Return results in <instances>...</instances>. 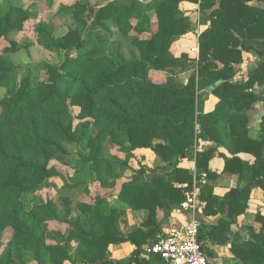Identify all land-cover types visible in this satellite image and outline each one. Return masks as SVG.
I'll return each mask as SVG.
<instances>
[{"label": "trees", "instance_id": "1", "mask_svg": "<svg viewBox=\"0 0 264 264\" xmlns=\"http://www.w3.org/2000/svg\"><path fill=\"white\" fill-rule=\"evenodd\" d=\"M253 1L221 0L216 9L218 0H132L128 6L110 4L99 10L88 3L71 8L79 21L83 12L97 20H112L123 35L133 28L134 19L155 11L158 34L148 43L138 39L133 42L137 47H146L144 57L155 53L159 67L186 69V61L171 53L172 45L191 30L189 19L179 7L182 2L200 4L204 13L200 25L210 27L200 36L197 72L178 88L154 83L145 69V60L137 57L132 61L122 58L119 65L100 60L99 53L86 46L83 28H70L58 37L53 24L38 27V40L43 47L73 57L60 66L44 64L45 78L37 85L29 76L18 85V68L8 60H0V89L8 93L0 98V248L4 231L11 228L10 247L16 248L19 260L29 253L36 264H66L71 259L70 246L51 244L44 227L57 221L73 229L69 243L75 238L81 241L80 261L76 264H125L111 257L109 247L127 242L136 246L129 262L140 264L145 246L156 243L162 232L157 221L159 211L169 213L181 207L185 192L192 189L193 174L175 167L178 158L194 152L201 141H213L226 149L231 157L220 154L225 159L224 171L237 174L248 183L244 190H232L219 202L214 187L204 182L218 178L209 170L216 149L197 152V167L206 173L196 179L201 188L200 200L206 203L205 214H216L217 204L226 218L244 213L252 191H264V117L262 135L254 139L249 133V110L258 102L264 105V93L255 88L264 87V49L248 44L261 40L264 48V8L250 5ZM29 17L28 10L11 6L0 16V39L22 30ZM244 52L254 54L258 61L243 83H235L234 66L243 63ZM220 80L222 83L211 92L219 102L212 112L205 113L206 98L201 94ZM72 107L80 109L77 126ZM73 143L89 148V156L82 158L78 167L92 166L98 177L105 166L108 168L111 179L98 178L103 189L125 180L119 201L132 211L145 212L141 228L125 235L117 233L119 210L99 193L91 202L64 197L28 205L47 181L63 177L51 163L57 157L68 156L66 144ZM109 145L125 156L107 157ZM145 148L154 150L166 167L175 168L172 180L161 168H151L142 161L138 168L132 165L135 152ZM243 153L254 157L253 164L239 157ZM127 173L131 174L130 179L125 178ZM64 189L91 195L89 185L80 182L65 184ZM256 220L261 224L259 232L242 228L251 234L250 240H244L240 233L227 239L243 264H264V216L258 214ZM231 222L223 219L217 226H201L199 239L209 257L207 240L214 242L229 230ZM12 253L11 248L0 258V264H14Z\"/></svg>", "mask_w": 264, "mask_h": 264}, {"label": "rangeland", "instance_id": "2", "mask_svg": "<svg viewBox=\"0 0 264 264\" xmlns=\"http://www.w3.org/2000/svg\"><path fill=\"white\" fill-rule=\"evenodd\" d=\"M131 2L132 0H0V16L5 15L11 6L28 10L30 14L22 30L12 31L0 39V60H8L14 67L18 68L15 75L18 85L28 76L33 84H39L45 78L44 64L60 66L68 58L73 57L64 51L46 49L39 43L38 27L42 24H53L56 27V36L58 37L64 36L70 28H83L85 30L84 42L86 46L93 52L99 53V59L108 64L119 65L122 58L132 61L137 57L140 60H145V69H147L154 83L167 84L172 88H178L188 83L192 75L197 72L199 66V48L196 43L199 35L195 33L197 23L195 24V22L190 21L191 30L189 33L181 37L171 47V53L175 58H181V60L186 61V69L185 67L161 68L156 63L155 53L150 52L148 58V55L144 57L143 52L146 47H137L133 42L138 39L141 42L148 43L158 34L159 24L155 11L145 13L141 19H134L132 21L133 28L124 35L110 19L97 20L95 16H90L87 12H83L80 17L81 21H79L71 12V8L78 3H88L93 9L99 10L110 4L112 6L121 4L128 6ZM72 54H75V51ZM256 90L258 91L259 89L256 88ZM75 92L76 86L73 90V93ZM6 95H8L7 91L0 89V98ZM70 111L75 118V125H79L80 121L77 118L80 114V109L72 107ZM66 148L69 155L57 157L51 163L52 166L57 167L63 177L47 181L43 189L30 199L28 205L31 204L30 206H32L39 201L46 202L52 199L58 201L64 197H71L75 201L91 202L98 192L100 186L99 179H111L110 172L106 166L100 174L101 178L97 176L92 166L84 169L78 167L80 160L89 156V148L87 146L73 143L66 144ZM116 154L125 156L117 147L109 145L107 157ZM174 160L177 161V158H174ZM141 161L151 168H161V172L167 178L171 180L174 178L175 168L166 167L164 163L160 162L154 150L146 148L137 150L135 152V159L132 160V165L138 168V164ZM130 175V173H127L125 178L130 179ZM78 182L89 185L90 196L85 192H76V189H64L65 184L73 185ZM120 192L121 183L116 184L107 191H103L102 195L107 196L108 200L118 208L119 215L115 223V231L125 235L128 232L125 229H133L137 216L140 215H136L129 205L119 201ZM125 212H127L126 215H124ZM124 224L127 226H124ZM44 227L47 232L48 241L51 244H68L70 246L69 253L71 259L66 264L78 263L80 261L81 241L79 238H75L69 243V237L74 232L73 229L57 221L48 222ZM12 236L13 230L7 228L1 237L0 258L5 257L12 248L14 252L12 253L14 264H36L29 253L25 254L23 260L17 258L18 256L15 253L16 248L10 247ZM110 253L111 257H114L115 255L119 256L123 254V251L118 252L115 249L114 252L110 251Z\"/></svg>", "mask_w": 264, "mask_h": 264}, {"label": "crops", "instance_id": "3", "mask_svg": "<svg viewBox=\"0 0 264 264\" xmlns=\"http://www.w3.org/2000/svg\"><path fill=\"white\" fill-rule=\"evenodd\" d=\"M220 1L221 0H218L215 9L219 6ZM250 5H255L260 8H264V0L263 1L254 0L253 2L250 3ZM179 10L183 16H186L189 19V21L191 22L193 21L195 22V24L197 23V28L195 33L199 35V39L196 42L199 48V40L201 34L210 27V24L206 26L200 25L201 19L203 18L204 15V13L201 11V5L191 2H182L180 4ZM248 44L254 46L257 49H264L263 42L261 40H251L248 42ZM243 59L244 61L242 64H238L234 66L237 71V75L234 79L235 83H243L245 81L244 79L247 78L249 74L252 72V70L256 67L258 61V57H256L252 53H247V52L243 53ZM256 88L259 89L258 90L259 93H264V87L258 86ZM205 91H203L202 94ZM202 98H206L204 102L205 113L212 112L219 102V99L216 96L212 95L211 93L202 96ZM248 114L250 120L249 123L250 136L254 139H258L262 135L261 121H262V117H264V105L261 102L256 103L249 110ZM209 149H216L214 157L210 161L209 170L212 173L217 174L218 178L214 180L204 179V182L206 183L208 182L210 185L214 187V196L218 197L220 199L219 202H221L224 199V197L232 190L242 191L248 185V183L246 181L241 180L237 174L224 171L225 159L220 154H224L228 157H231V154L226 149L218 146L217 143L213 141H201L199 145L196 146L194 152H191L187 157L178 158L179 159L178 164L175 168H182L189 170L193 174L195 181H197L196 179L199 176L205 177L206 173L200 172L197 167V152L205 151ZM239 157L250 164H253L254 162V157L249 154L243 153L240 154ZM124 182L125 180H123L122 182L119 181L118 184L121 183L122 186ZM186 186L187 184L184 185L183 187ZM107 190L108 189H103L101 186H99L98 189L99 192L97 193L102 195L103 191H107ZM200 202L203 207V211L201 214L202 227L206 228L209 226H217L219 225L220 221L223 219L227 220L228 222H231L232 220V222L229 224L228 231L226 230L224 233L220 234L214 242H211L209 239L207 240V245L210 254L209 257L210 264H243V262L233 254L232 245L228 242L227 239L233 237L236 233H240L244 240H250L251 234L243 230L242 229L243 227L253 228L255 232L260 231L261 224L256 220V217L258 214L264 216V191L261 188L254 189L251 193L247 210L237 217H232V219L226 218L225 215L226 213L220 212L217 209V206H219L220 204L216 205L215 208V210H217L216 214L206 215L204 212L206 203H203L201 200ZM135 213L136 215L137 214L140 215L137 216V221L135 223V226L133 227V229L130 230L125 229V230L132 231L142 227L145 221L146 214L144 211H135ZM187 220H188V216L181 211L180 207L175 208L169 213H165V211L160 210L158 213L157 221L161 225L162 232L158 235V240L160 239V237L170 232L171 229L181 225ZM124 221H126V219H124ZM125 224L124 226H127ZM153 245L145 246V254L142 257H140V261H139L140 264H166L160 258H158L157 255L147 254V250L151 248ZM115 249H117L118 252L123 251V254H120L119 256L115 255L114 257H112L113 259L118 261H123L125 262V264H138L137 262H131V263L129 262L133 252L136 249V246L133 245L131 242H127L120 245H111L109 247V251L111 252H114Z\"/></svg>", "mask_w": 264, "mask_h": 264}, {"label": "built area", "instance_id": "4", "mask_svg": "<svg viewBox=\"0 0 264 264\" xmlns=\"http://www.w3.org/2000/svg\"><path fill=\"white\" fill-rule=\"evenodd\" d=\"M201 190L195 181L192 189L185 192L180 207L188 220L160 237L158 242L147 250L148 255H158L166 264H210L204 243L200 241Z\"/></svg>", "mask_w": 264, "mask_h": 264}, {"label": "water", "instance_id": "5", "mask_svg": "<svg viewBox=\"0 0 264 264\" xmlns=\"http://www.w3.org/2000/svg\"><path fill=\"white\" fill-rule=\"evenodd\" d=\"M221 83H222V81L220 80V81L216 82L214 85L209 86L208 89H207V91H205V92L202 94V96H205V95L211 93V92H212L217 86H219ZM256 87H258V85H256Z\"/></svg>", "mask_w": 264, "mask_h": 264}]
</instances>
